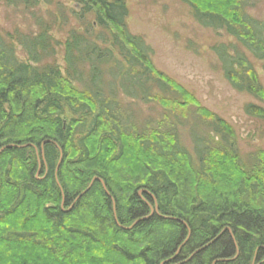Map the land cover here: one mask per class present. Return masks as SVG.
Segmentation results:
<instances>
[{
  "label": "trees",
  "instance_id": "trees-1",
  "mask_svg": "<svg viewBox=\"0 0 264 264\" xmlns=\"http://www.w3.org/2000/svg\"><path fill=\"white\" fill-rule=\"evenodd\" d=\"M72 1L79 11L57 4L40 35L17 36L28 62L0 33V264H264V154L246 168L232 128L154 67L124 0ZM183 1L234 38L240 48L214 49L224 76L264 102L247 56L264 61V22L249 0ZM71 19L64 68L41 66L55 23ZM120 95L174 114L197 106L219 142L194 137V159L164 124L138 133ZM245 113L264 120L258 106ZM94 178L106 189L96 180L78 198Z\"/></svg>",
  "mask_w": 264,
  "mask_h": 264
},
{
  "label": "rangeland",
  "instance_id": "rangeland-1",
  "mask_svg": "<svg viewBox=\"0 0 264 264\" xmlns=\"http://www.w3.org/2000/svg\"><path fill=\"white\" fill-rule=\"evenodd\" d=\"M124 1L128 9V29L132 35L142 38L150 48L154 67L192 95L200 108L216 115L232 128L239 156L248 166L246 168H250L255 164L256 156L264 154V120L247 115L245 107L252 104L264 109V102L236 91L224 76L214 49L223 44L238 46L234 38L223 30L202 27L194 19L191 7L183 0ZM57 4L63 10L79 11L72 0H54V5L44 1L35 4L33 0L12 5L8 0H0V33L15 48L20 61L28 62V57L16 42L17 36L40 35L41 27L53 22L51 15H57L61 10ZM247 12L256 20L264 22V0H249ZM74 28H79V24L73 19L68 25L59 20L55 23L48 35L52 38L51 45L56 48V54L41 66L54 64L60 69L64 68L62 47L67 32ZM247 56L253 62L264 87V61L254 60L248 53ZM119 101L130 115L135 131L142 133L164 124L163 131L169 129L176 133L180 145L194 159V137L203 136L219 142L206 117L202 119L196 114L197 106L196 109H176L174 114L153 102L145 104L122 95ZM40 171L39 162V174Z\"/></svg>",
  "mask_w": 264,
  "mask_h": 264
},
{
  "label": "water",
  "instance_id": "water-1",
  "mask_svg": "<svg viewBox=\"0 0 264 264\" xmlns=\"http://www.w3.org/2000/svg\"><path fill=\"white\" fill-rule=\"evenodd\" d=\"M44 145L45 144H43L42 146H41V149H42V152H43V147H44ZM9 147H14V146H8V147H5V148H9ZM26 147V146H25ZM36 149V148H35ZM37 150V149H36ZM60 160H59V163H58V166H57V170H58V168H59V166H60V162H61V159H62V152L60 151ZM56 170V171H57ZM39 175V172H38V174H37V176ZM96 180H99L101 183H102V185H103V187H104V189H106V187H105V184L103 183V181L102 180H100V179H98V178H94L92 181H91V183H90V185H89V187L84 191V192H82L81 194H80V196H78V198L79 197H81V196H83L85 193H87L89 190H90V188L92 187V185L94 184V182L96 181ZM57 184H58V186L60 187V184H59V182H58V180H57ZM61 188V187H60ZM62 190V189H61ZM108 193V192H107ZM141 194V193H140ZM63 203H64V199H63ZM113 207H114V214H115V205H114V203H113ZM155 211L158 213V207H157V205H156V207H155ZM153 213V212H152Z\"/></svg>",
  "mask_w": 264,
  "mask_h": 264
}]
</instances>
